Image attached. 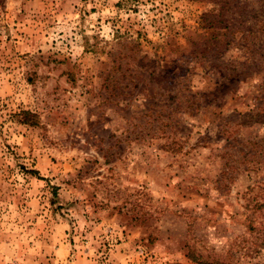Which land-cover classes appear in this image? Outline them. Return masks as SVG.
<instances>
[{"label":"rangeland","instance_id":"1","mask_svg":"<svg viewBox=\"0 0 264 264\" xmlns=\"http://www.w3.org/2000/svg\"><path fill=\"white\" fill-rule=\"evenodd\" d=\"M198 262L264 264V0H0V264Z\"/></svg>","mask_w":264,"mask_h":264},{"label":"trees","instance_id":"2","mask_svg":"<svg viewBox=\"0 0 264 264\" xmlns=\"http://www.w3.org/2000/svg\"><path fill=\"white\" fill-rule=\"evenodd\" d=\"M21 114L23 116H29V117H34V115L31 113V112H28V111H22ZM198 264H202L201 262H198Z\"/></svg>","mask_w":264,"mask_h":264}]
</instances>
